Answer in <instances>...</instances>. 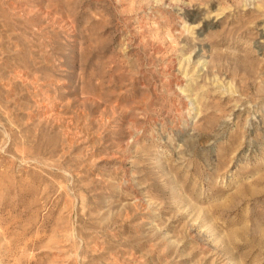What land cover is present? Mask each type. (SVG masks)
Segmentation results:
<instances>
[{"label": "rangeland", "instance_id": "rangeland-1", "mask_svg": "<svg viewBox=\"0 0 264 264\" xmlns=\"http://www.w3.org/2000/svg\"><path fill=\"white\" fill-rule=\"evenodd\" d=\"M0 264H264V0H0Z\"/></svg>", "mask_w": 264, "mask_h": 264}]
</instances>
